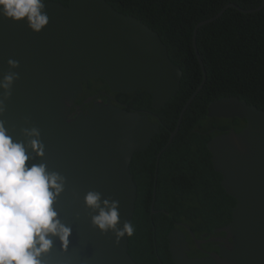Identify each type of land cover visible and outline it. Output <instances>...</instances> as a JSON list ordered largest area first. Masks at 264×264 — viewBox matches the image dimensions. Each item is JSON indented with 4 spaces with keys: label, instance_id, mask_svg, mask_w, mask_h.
Returning <instances> with one entry per match:
<instances>
[{
    "label": "water",
    "instance_id": "obj_1",
    "mask_svg": "<svg viewBox=\"0 0 264 264\" xmlns=\"http://www.w3.org/2000/svg\"><path fill=\"white\" fill-rule=\"evenodd\" d=\"M228 6L250 13L260 10L264 0L250 9L227 4L194 25L191 44L202 71L197 91L205 81L195 43L197 29ZM45 11L50 23L38 34L23 22L0 18V78L9 71L19 74L8 99L0 89L6 106L0 119L17 126V132L20 126L39 127L47 146L44 162L67 177L57 211L72 227V235L67 252L57 244L49 260L51 264H138L128 251V237L116 243L112 233L92 227L83 194L95 189L118 200L121 226L131 222L137 187L129 164L133 154L145 150L158 133L159 120L110 100H95L86 112H76L78 106L72 110V105L82 93V83L100 79L112 93L142 89L150 95L151 107L160 109L178 92L182 70L170 60L156 31L105 0H69L68 4L47 0ZM9 59L17 60L19 67L10 69ZM191 100L183 106L175 131ZM206 116L245 122L239 130L228 129L206 142L212 167L221 175L220 185L235 203L230 220L216 230L223 236L210 239L223 242L218 252L188 257L184 233L170 230L172 262L264 264V109L224 96L207 104ZM181 226L199 247L189 226Z\"/></svg>",
    "mask_w": 264,
    "mask_h": 264
},
{
    "label": "trees",
    "instance_id": "obj_2",
    "mask_svg": "<svg viewBox=\"0 0 264 264\" xmlns=\"http://www.w3.org/2000/svg\"><path fill=\"white\" fill-rule=\"evenodd\" d=\"M52 1L62 4L69 2ZM105 1L117 11L137 17L156 31L167 46L170 60L182 70L178 92L160 109L151 107L150 95L142 89L117 95L126 104L125 109L152 111L157 117L148 114L149 118L160 119L159 125L161 122L148 148L135 152L130 162V170L138 184L137 197L141 199L137 206L136 198L131 222L140 212L143 224L137 237H128V251L138 264L141 259L136 255L137 251L149 264H158L159 259L164 264H173L165 244L166 230L172 225L162 223L166 227L163 229L160 226L163 221L157 222L156 256L151 247L152 231L146 222L150 211L155 154L167 141L183 106L202 80L201 67L191 44L193 27L199 21L215 15L227 4L250 9L257 7L261 0ZM195 43L205 70V81L186 106L171 146L161 154L155 204L198 234L205 230L204 227L227 223L235 203V199L220 185L221 175L213 169L205 143L211 135L227 131L229 127L238 129L243 121L236 117H207V104L220 97L236 96L264 109V6L250 13L228 6L218 18L197 29ZM93 80L96 79L82 83L85 92L86 89L89 92L97 91L91 89ZM82 99L84 96L79 97V100ZM213 128L217 129L212 131ZM171 184L174 186L170 187ZM180 227L188 233L186 228Z\"/></svg>",
    "mask_w": 264,
    "mask_h": 264
},
{
    "label": "clouds",
    "instance_id": "obj_3",
    "mask_svg": "<svg viewBox=\"0 0 264 264\" xmlns=\"http://www.w3.org/2000/svg\"><path fill=\"white\" fill-rule=\"evenodd\" d=\"M46 0H0V18L23 22L34 33L50 23L45 11ZM10 69L19 62L9 59ZM19 74L9 71L0 78L4 99L11 96ZM6 106L0 100V116ZM10 125L0 119V264H51L57 244L67 252L72 227L57 211L59 198L66 190L67 177L50 170L44 162L47 146L37 126ZM83 206L90 212L93 228L102 234L112 233L116 243L132 237L130 221L121 226L119 201L89 189L83 194Z\"/></svg>",
    "mask_w": 264,
    "mask_h": 264
},
{
    "label": "flooded vegetation",
    "instance_id": "obj_4",
    "mask_svg": "<svg viewBox=\"0 0 264 264\" xmlns=\"http://www.w3.org/2000/svg\"><path fill=\"white\" fill-rule=\"evenodd\" d=\"M88 81L86 83H88ZM83 86H84V84H82V93L78 96V98L73 102V105H72V110H74V108H77L76 106H78V109H76V112L79 111V110H82L83 112H86L87 110H89L92 107L93 102L95 100H103L104 102H107V100H110L112 102V104H114L116 106H120V107H123V108H125L124 106H126V104L122 101V99L121 98H118V96H117L118 93H120V92L112 93L107 88H105V89L104 88L97 89V91H93L92 90L90 92L86 89V92H85ZM121 94H126V93H121ZM193 94L190 97L191 99L194 97ZM83 96H84V99L79 100V97H83ZM144 112H146L148 114H152L153 116L157 117V115L155 113H153L152 111L146 110ZM217 118H221L222 119L223 117H217ZM177 121H178V119H177ZM244 124H245V122L242 121L241 122V126L238 129H235L233 127H229L228 129L233 128L234 130H239ZM160 125H161V122H160ZM160 125H159V128H160ZM175 127H176V125H175ZM175 127L172 130H170V134H169V137H168L167 141L161 145V147L159 148L158 152L155 154V157H154V161H153V164H152V166H153V174H152V184H151V197H150V201H149V210L150 211H149V215H148V218H147V222L146 223H148V225H149L148 227L152 231L150 233V235H151V238H150V240H151V247H152V252L156 256H158V254H157V252H158V243H157L158 237L156 236V231H157L156 227H157V222L158 221H163V222H161V225H160L163 229H166V227L165 226H162V223H166V224H171L172 225L171 227H169L166 230V233H165V239H166V243L165 244H166V249H167L168 252H169V250H168L167 233L170 230L180 229L184 233L185 239L187 240V243H188V249L186 250V255L188 257H191V258L192 257L193 258L194 257H201V256H205L207 254H211V253H214V252H218L219 245L220 244H223V242L210 241V239H212L214 237H221V236H223V233L222 232H217L216 230L218 228H220L221 226L225 225L226 223H223V224H221L219 226H215V227H211V228L204 227L205 230L199 232L198 234H196V232H193L190 229L193 232L195 238L200 241L199 242V247H197L196 244L193 242L192 238L190 237L189 232L187 233L186 231H184L180 227L181 225H184L186 223H184L183 221H180V220H176L163 207H160L159 208L155 204L157 202V200H156V187H157V184H158V175L160 173L159 166L161 164V154L163 152H165L171 146V144L173 142V139L176 136V133L178 132V129L175 131ZM178 128H179V126H178ZM215 129H217V128H213L212 131H214ZM228 129H227V131H228ZM227 131H224V132H227ZM172 133H173V135H172ZM220 133H223V132H220ZM220 133H216L214 135H211V137H213V136H215L217 134H220ZM145 150H143V151H145ZM141 162L143 164V160H141ZM141 162H139V163H141ZM129 166H130V164H129ZM129 170H130V167H129ZM130 172H131V174L133 176V180H134V182L136 184V187L138 189V184L136 183V181L134 179V174H133V172L131 170H130ZM165 186H166V184L164 185V187ZM171 186H174V185L171 184L170 187ZM136 198H137V206H138V204H140V202H141L140 201L141 199H140V196L139 197L136 196ZM134 213H133V216H134ZM160 213H163V215H161ZM142 220H143V216L139 212V214H136L135 215L133 222H131L133 224L134 228H135L134 235L136 237H137L138 231L140 230V228H141V226L143 224L142 223ZM159 240H160V238H159ZM136 255L139 257V259H141V263H139V264H143V263L144 264H149V263H147L144 260V256H143L142 253H140V251L139 252L137 251L136 252ZM169 257L171 259L170 252H169ZM171 261H172V259H171ZM158 264H164V263L162 262V260L159 259L158 260Z\"/></svg>",
    "mask_w": 264,
    "mask_h": 264
},
{
    "label": "rangeland",
    "instance_id": "obj_5",
    "mask_svg": "<svg viewBox=\"0 0 264 264\" xmlns=\"http://www.w3.org/2000/svg\"><path fill=\"white\" fill-rule=\"evenodd\" d=\"M90 85H92V88L91 89H102V88H106V85L103 83V82H101V81H99V80H93L92 82H91V84ZM206 124H204V126H205Z\"/></svg>",
    "mask_w": 264,
    "mask_h": 264
}]
</instances>
